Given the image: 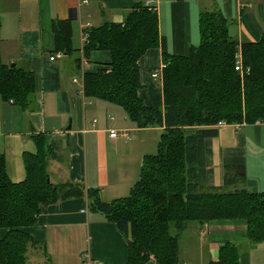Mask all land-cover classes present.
Wrapping results in <instances>:
<instances>
[{"label": "crops", "instance_id": "1", "mask_svg": "<svg viewBox=\"0 0 264 264\" xmlns=\"http://www.w3.org/2000/svg\"><path fill=\"white\" fill-rule=\"evenodd\" d=\"M144 2L154 9L157 35L155 46L137 60L136 96L147 108L162 107L161 75H150L162 64L161 56H185L196 46L199 11H217L239 45L253 44L264 34V0H0V61L30 70L35 83L28 109L0 97V155L10 182L25 178L23 155L37 152L42 134L45 149L51 142L58 148L56 160L46 165L52 184H78L83 193L95 189L105 203L125 197L162 129L134 128L119 107L82 97V74L106 71L109 54L92 50L83 59L81 34L102 22L120 23L134 3ZM52 20L70 25L71 56L54 51ZM74 57L79 70L72 65ZM213 128L214 136L195 140L198 186L219 188L225 174L226 189L264 195V123ZM110 131L126 135L108 139ZM235 169L241 170L240 180L233 178ZM88 201L85 195L60 200L46 207L34 225L20 228L39 245L27 250L28 263L124 264L125 240L113 224L89 211ZM245 226L241 219L194 224L178 239V262L208 264L218 246L231 244L238 249V264H264V242L247 243ZM5 233L0 229V238Z\"/></svg>", "mask_w": 264, "mask_h": 264}, {"label": "trees", "instance_id": "2", "mask_svg": "<svg viewBox=\"0 0 264 264\" xmlns=\"http://www.w3.org/2000/svg\"><path fill=\"white\" fill-rule=\"evenodd\" d=\"M196 46L185 56H161L160 89L162 107L145 106L137 98V60L155 46L154 14L134 3L120 23L102 22L83 31L82 58L92 50L108 52V68L82 74V97L120 108L134 128L158 126L162 129L156 148L145 155L139 174L125 197L108 203L97 198L96 190L83 193L78 184H52L46 172L49 159L57 158L51 142L37 152L24 154L25 178L12 183L5 174L0 155V264H31L26 252L39 245L20 228L36 223L46 207L60 200L85 197L89 211L113 224L125 240L124 264H180L177 242L188 223L203 224L215 219H241L246 223L247 243L264 242V195L228 190L223 186L202 188L195 179L196 139L211 137L217 122L251 124L264 121V34L256 42L237 44L226 32L227 21L215 10H201L197 16ZM54 51L65 56L69 47L70 25L52 20ZM239 58L240 72L233 71ZM72 65L79 70L77 57ZM33 74L25 67L0 61V97L28 109L34 90ZM240 180L241 170H233ZM214 261L208 264H238V249L231 244L217 247ZM40 264H49L43 262Z\"/></svg>", "mask_w": 264, "mask_h": 264}, {"label": "built area", "instance_id": "3", "mask_svg": "<svg viewBox=\"0 0 264 264\" xmlns=\"http://www.w3.org/2000/svg\"><path fill=\"white\" fill-rule=\"evenodd\" d=\"M146 8L149 12H151V13H154V9L153 8H151V7H149L148 6V2H144V4H143V8ZM81 37L82 38H84V40H85V34L84 33H82L81 34ZM61 55H58V57H60ZM49 60H53V57L51 56L50 58H49ZM239 64H240V61H239V58L237 59V61L235 62V64H233V71H235V72H237V73H241L240 72V68H239ZM162 67H163V64H161L160 65V67H158L157 68V70L155 71V72H153V73H151L150 75H151V77L152 78H155V77H157V75L156 74H159L160 73V70L162 69ZM259 123H264V121H259V120H257V122H253V124H255V125H257V124H259ZM224 123L223 122H217L216 123V125H214L213 127H216V126H220V125H223ZM239 124H242L243 125V123L241 122V123H238V124H234V126H238ZM126 134L125 133H119V134H117L116 132H114V131H110L109 132V135L107 136L108 137V139L109 138H114V137H116V136H120L121 138L122 137H124Z\"/></svg>", "mask_w": 264, "mask_h": 264}, {"label": "rangeland", "instance_id": "4", "mask_svg": "<svg viewBox=\"0 0 264 264\" xmlns=\"http://www.w3.org/2000/svg\"><path fill=\"white\" fill-rule=\"evenodd\" d=\"M155 146H156V143H155ZM155 146H154V148H152L153 150H151V154H153V153H154V150H155V148H156ZM194 224H196V223H193V224H192V223H188V224H187V227L183 229V231L180 233V235H179V236H182V237H183V236H184V234H187V233H189V232H188V231H189V229H188V228H189V227H191V226H193ZM184 237H185V236H184Z\"/></svg>", "mask_w": 264, "mask_h": 264}, {"label": "water", "instance_id": "5", "mask_svg": "<svg viewBox=\"0 0 264 264\" xmlns=\"http://www.w3.org/2000/svg\"><path fill=\"white\" fill-rule=\"evenodd\" d=\"M8 65H9L10 68L14 67V63H12V62L9 63Z\"/></svg>", "mask_w": 264, "mask_h": 264}]
</instances>
